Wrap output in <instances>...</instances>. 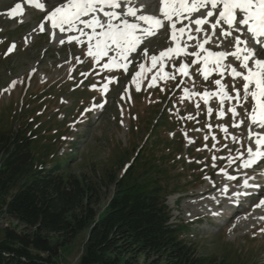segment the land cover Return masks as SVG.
Instances as JSON below:
<instances>
[{"label":"rangeland","instance_id":"374dc122","mask_svg":"<svg viewBox=\"0 0 264 264\" xmlns=\"http://www.w3.org/2000/svg\"><path fill=\"white\" fill-rule=\"evenodd\" d=\"M19 1L1 0L0 19L3 10H12ZM29 11L23 20L10 21L8 14L7 20H0V131L24 130L27 136L39 141L33 145L37 158L47 161L53 156L54 160L66 162L70 173L87 174L97 179L95 182L104 170L120 176L135 150L143 147L149 137L150 143H157V147L152 149L150 145L145 151L167 164L165 170L177 190L166 200L170 222L188 226L183 236L195 254L217 262L227 260L230 264H264V207L257 206L264 200L263 186L259 185L264 184V169L254 171L242 166L247 148L251 145L255 149L253 141L248 140L249 118L245 112L252 110L251 98L239 107V116L234 119L228 108L235 103L221 105L219 96L209 97L207 104L202 99L205 92L219 91L217 79L205 80L195 70L186 78L180 68L187 63L174 60L168 74L161 73L160 61L153 66L151 57L159 59L169 46L167 33L149 41L144 47L148 50L143 49L131 62H126V69L108 70L103 65L109 61L89 56L88 45L81 47L76 42L61 46L59 40L53 43L46 29L45 34H36L41 30L44 15L39 10ZM221 43L215 39L213 47H220ZM226 45L232 49L234 40ZM199 54L204 57V53ZM234 84L223 80L224 86ZM88 90L100 93L94 97ZM159 93L166 100L153 110L147 105L160 101ZM88 97L94 99L89 101ZM100 104L103 108L97 107ZM209 108L217 109V114H209ZM162 110L169 111L166 116L170 124L153 129ZM221 110L227 112L226 119L225 115L219 116ZM189 116L193 118L188 119ZM240 121L239 128L233 127ZM236 160L239 163L235 165ZM244 176L249 177L248 187L242 186L250 190L247 196L256 193L244 206L235 202L234 213H238L232 216L227 214V208L208 203V197L193 196L209 184H219L220 196L217 201L212 198L224 203L244 194L242 188L235 189V185L245 180ZM101 201V204L106 201L104 194ZM222 219L227 220V226L219 225ZM8 225L11 221L0 216V241ZM86 238L87 229L68 250H63L60 264H77Z\"/></svg>","mask_w":264,"mask_h":264},{"label":"trees","instance_id":"16d2710c","mask_svg":"<svg viewBox=\"0 0 264 264\" xmlns=\"http://www.w3.org/2000/svg\"><path fill=\"white\" fill-rule=\"evenodd\" d=\"M157 104L148 107L157 110ZM167 119L159 113L153 129ZM38 142L24 130L0 131V216L11 221L0 241V264H60L63 250L86 229L77 264H230L198 257L184 240L188 226L170 222L166 200L177 190L167 164L145 151L157 147L149 137L128 169L120 176L104 170L98 182L70 173L53 156L37 158Z\"/></svg>","mask_w":264,"mask_h":264},{"label":"snow or ice","instance_id":"6c2138e0","mask_svg":"<svg viewBox=\"0 0 264 264\" xmlns=\"http://www.w3.org/2000/svg\"><path fill=\"white\" fill-rule=\"evenodd\" d=\"M29 3L32 0H28ZM153 3L159 4L158 15H152L146 12L147 4L141 3L140 0H64L62 4L56 7L47 17L46 21L51 22L53 33L58 29L60 33H77L76 36L69 37V42L76 40L81 43L79 37H86L88 43V55L100 60L108 57V63L103 67L108 70L127 68L129 54L136 52L144 40L155 35L168 22L171 28L172 40L178 41V36L183 37L188 26L177 28V24H183L185 20L189 25L195 24V32L203 33L202 41H198L196 47L199 53H206L203 57L204 79H208L210 74H218L221 77L227 73L234 80L240 78L244 81L242 85L243 96L240 91L233 86L235 95L226 91L221 80L215 81L218 92H205L202 99L208 103L211 96H219L220 103H231L235 105L228 108L232 117L238 115L237 107H243L249 98L253 101L251 112L245 110L249 118V135L248 139L252 140L255 150L252 147L247 148V159L244 160L243 167L251 168L264 161V0H152ZM35 7L44 10V4L38 2ZM21 5L18 3L8 12L9 17L20 13ZM119 10V11H117ZM200 10H206V16L195 20L191 19L193 13ZM103 17L101 19L100 17ZM239 15V19H238ZM213 16H216L214 22L210 23ZM133 18L130 20L129 18ZM203 25H209L211 33L205 32ZM224 26V27H222ZM221 28V35L229 37L233 32L238 33L234 37V50L210 51L205 49V45L210 43L211 37L216 35V29ZM90 29V33L86 30ZM43 31V25H41ZM247 36L248 39H241V36ZM188 39H194L189 35ZM61 40L60 43H64ZM94 42V43H93ZM252 44V47L248 45ZM15 45L9 48V52L14 49ZM184 52L183 47L169 48L167 51L160 53L159 59L169 57V54ZM109 53H114L109 56ZM193 53L200 60V54ZM147 51H145V55ZM231 56L244 71H237L236 68L228 63L227 59ZM153 66L158 62L157 56H152ZM186 66H181L180 71L187 75ZM162 70V69H161ZM137 89L139 84L137 83ZM107 85H105V91ZM187 95V93H186ZM97 107L103 108V104ZM199 107V105H197ZM92 110V109H89ZM212 113V109H208ZM223 110L219 112L220 117H224ZM189 116L188 119H192ZM242 121L234 123L233 127H240ZM257 129L252 131V127ZM223 131L227 133L228 129ZM207 139V137H206ZM235 140L236 138L233 137ZM229 179L235 177L229 176ZM245 187H248L245 182ZM258 207H264V200H261ZM264 219V217H262Z\"/></svg>","mask_w":264,"mask_h":264},{"label":"bare ground","instance_id":"6f19581e","mask_svg":"<svg viewBox=\"0 0 264 264\" xmlns=\"http://www.w3.org/2000/svg\"><path fill=\"white\" fill-rule=\"evenodd\" d=\"M22 2H17V3H19L21 6H22V11H21V13H20V16H22V14L24 13V15L28 12V10H29V8H36L35 7V5H30V4H28V0H21ZM144 2L146 3V4H148L150 7H152L153 5H154V3L152 2V0H144ZM49 6H45L44 7V10H41L42 12H45V10H46V8H48ZM14 8V7H13ZM39 10V9H38ZM37 10V11H38ZM11 11V10H10ZM8 12V11H7ZM17 17V15H15V16H13V18L12 19H14V18H16ZM5 18H7L5 15L3 16V14L1 15V19L2 20H4ZM0 19V20H1ZM5 20H7V19H5ZM211 31V28L208 30V33ZM42 31L41 30H37L36 31V34H40ZM44 32V31H43ZM84 38H86V37H79V39L80 40H82V39H84ZM62 40H64L65 42L64 43H61L62 45L63 44H66V43H73L74 41H76V40H72L71 42H69V38L68 39H62ZM61 40H59V42H60ZM94 43V42H93ZM215 47V46H214ZM233 49V48H232ZM234 50V49H233ZM198 52H199V50H198ZM110 54V53H109ZM105 58V57H104ZM233 62V61H232ZM252 101V100H251ZM250 103H252V102H250ZM252 105V104H251ZM250 125V124H249ZM253 129H256L254 126L252 127V130ZM255 150V149H254ZM239 163V160H236L235 161V165L236 164H238ZM259 165V164H258ZM254 167V166H253ZM233 185H235V182H233ZM238 185V184H237ZM236 186V185H235ZM219 188V184L217 185V184H209V185H207L201 192H199V193H197V194H195V195H193V196H195V197H200V196H206V197H208V203L210 202L211 204H215V206L217 207H220L221 209H226V211L227 210H230V209H232V211H236V209L234 210V205H235V202H237L236 204H242L241 202H239L240 200L242 201V200H246V198H249L247 195L248 194H246L247 192H249L250 190H248V188H245V187H243L242 188V191L244 190L245 192H244V194H239V195H237V197H235V198H232V199H229V200H226L224 203H218V202H215V200L217 201V196H220V193L219 192H217V189ZM214 196V198H215V200H214V198H212ZM260 198V197H259ZM223 205H224V207H223ZM238 212V211H237ZM217 216H219V213H217Z\"/></svg>","mask_w":264,"mask_h":264}]
</instances>
